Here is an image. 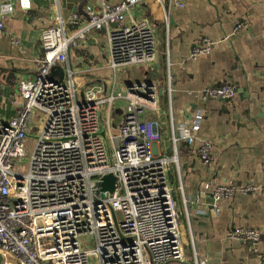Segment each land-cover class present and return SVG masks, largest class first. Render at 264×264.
I'll return each instance as SVG.
<instances>
[{"label": "built area", "instance_id": "1", "mask_svg": "<svg viewBox=\"0 0 264 264\" xmlns=\"http://www.w3.org/2000/svg\"><path fill=\"white\" fill-rule=\"evenodd\" d=\"M86 4L83 13L62 15L41 33L42 55L35 60V80L17 85L20 103L10 119L0 116V255L3 264H178L184 261V243L173 189L168 175L177 158L154 155L148 113L158 110L154 85L134 84L118 89V75L134 66L155 65L158 41L148 20L130 17L150 0H100ZM185 8L186 0H158ZM31 8V0H0L3 17L16 8ZM130 17V18H129ZM116 25V26H115ZM240 24L236 31L242 28ZM70 30H73L70 32ZM93 32H103L108 50L110 86L81 85L69 64V50ZM13 43H16L14 41ZM215 43L192 50L197 60L209 55ZM64 65L63 77L56 67ZM83 89V92L81 93ZM236 90L216 85L203 98L230 103ZM81 94V95H80ZM123 103L117 134L112 130L115 106ZM111 114L103 121L104 108ZM202 113L184 126L179 141L194 145L199 139ZM106 130L108 133L106 134ZM157 138V137H156ZM31 150L30 159L26 152ZM211 145L203 142L201 160L212 164ZM16 162L28 165L19 171ZM115 177V190L99 186ZM253 185H216L213 209L237 194L255 195ZM263 233L236 227L228 240L250 245L259 264ZM196 264H205L196 261Z\"/></svg>", "mask_w": 264, "mask_h": 264}, {"label": "crops", "instance_id": "2", "mask_svg": "<svg viewBox=\"0 0 264 264\" xmlns=\"http://www.w3.org/2000/svg\"><path fill=\"white\" fill-rule=\"evenodd\" d=\"M106 1L117 4L121 0ZM100 2L88 0L87 4ZM71 4L69 10L64 9L62 0H31L30 9L17 7L12 15L2 18V118L15 115L20 103L18 83L36 78L42 31L53 27L60 15L65 19V10L74 14V2ZM185 5L180 9L150 0L133 11L130 17L148 20L153 27L158 60L155 65L122 71L117 88L140 83H153L157 88L158 110L148 113L147 120L154 155L177 158L168 180L177 215L181 214L178 221L185 257L178 264H196L197 260L205 264H259L250 245L229 241L228 234L236 227L258 229L263 233L260 249L264 251V0H186ZM240 24L243 27L236 31ZM204 39L215 43L211 53L193 60L192 50ZM101 53L105 58L102 63ZM68 60L78 72L79 84L101 82L110 86L112 72L107 68L103 32H93L77 48H71ZM63 69L64 65L56 67L60 78ZM216 85L234 87L236 93L230 103L203 98V92ZM122 105L118 103L112 110L114 133ZM199 111V139L194 145L179 141L175 148L174 135L178 137L184 126L190 128ZM104 113L111 114L108 107ZM205 141L211 145L212 164H205L199 155ZM228 182L253 185L258 192L237 194L221 202L217 215L212 193L216 185Z\"/></svg>", "mask_w": 264, "mask_h": 264}, {"label": "water", "instance_id": "3", "mask_svg": "<svg viewBox=\"0 0 264 264\" xmlns=\"http://www.w3.org/2000/svg\"><path fill=\"white\" fill-rule=\"evenodd\" d=\"M62 2H63L64 9L68 8L69 10L72 8L71 3L74 2V6H73L74 11L72 13L76 14L78 12L83 13L82 8H83V6H85L87 4L88 0H62ZM77 5H79V7ZM67 10H65V19H68L69 15H70L68 13L69 10L68 11ZM139 85H141V83ZM146 85L149 87L154 86L153 83H147ZM128 87L129 88L132 87V84L128 85ZM115 182H116L115 177L112 175H108L102 179L99 186L102 188L103 191H109L112 193L115 190ZM178 215L181 216L180 212H178ZM3 261H4L3 257H2V255H0V264H3Z\"/></svg>", "mask_w": 264, "mask_h": 264}, {"label": "rangeland", "instance_id": "4", "mask_svg": "<svg viewBox=\"0 0 264 264\" xmlns=\"http://www.w3.org/2000/svg\"><path fill=\"white\" fill-rule=\"evenodd\" d=\"M100 57H101V63L103 62V61H105V58H104V55L101 53L100 55H99ZM83 92V89H82V91H81V93ZM81 95V94H80ZM107 120V113H104V117H103V121L105 122ZM115 129V128H114ZM117 131L115 130V133H116ZM108 133V131L106 130V134ZM30 155H31V150H28L27 152H26V160H29L30 159ZM15 166H16V168L19 170V171H22V172H26L27 171V168H28V165L26 164V162L24 163H20V162H16V164H15Z\"/></svg>", "mask_w": 264, "mask_h": 264}]
</instances>
